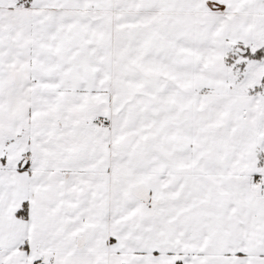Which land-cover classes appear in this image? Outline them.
Instances as JSON below:
<instances>
[{
  "label": "snow or ice",
  "instance_id": "1",
  "mask_svg": "<svg viewBox=\"0 0 264 264\" xmlns=\"http://www.w3.org/2000/svg\"><path fill=\"white\" fill-rule=\"evenodd\" d=\"M0 264H264V0H0Z\"/></svg>",
  "mask_w": 264,
  "mask_h": 264
}]
</instances>
